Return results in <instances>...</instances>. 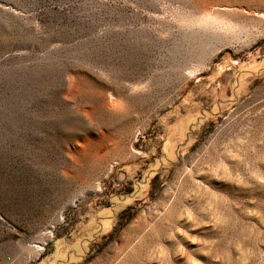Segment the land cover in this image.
<instances>
[{"label":"rangeland","instance_id":"rangeland-1","mask_svg":"<svg viewBox=\"0 0 264 264\" xmlns=\"http://www.w3.org/2000/svg\"><path fill=\"white\" fill-rule=\"evenodd\" d=\"M0 264H264V0H0Z\"/></svg>","mask_w":264,"mask_h":264},{"label":"bare ground","instance_id":"bare-ground-1","mask_svg":"<svg viewBox=\"0 0 264 264\" xmlns=\"http://www.w3.org/2000/svg\"><path fill=\"white\" fill-rule=\"evenodd\" d=\"M168 148V147H167ZM40 249H42L41 247H40ZM58 256L60 255L59 253L57 254Z\"/></svg>","mask_w":264,"mask_h":264}]
</instances>
